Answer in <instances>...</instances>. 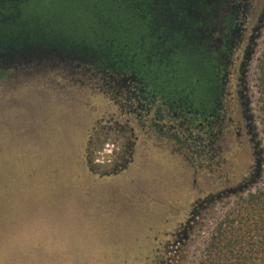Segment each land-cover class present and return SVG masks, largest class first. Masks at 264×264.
Here are the masks:
<instances>
[{
	"label": "rangeland",
	"instance_id": "374dc122",
	"mask_svg": "<svg viewBox=\"0 0 264 264\" xmlns=\"http://www.w3.org/2000/svg\"><path fill=\"white\" fill-rule=\"evenodd\" d=\"M15 30L0 26L4 36ZM41 64L6 69L0 79V264H157L195 202L234 187L251 170L250 148L232 135L228 118L213 163L189 160L124 112L127 93L113 83L110 102L87 62ZM262 70L264 27L245 77L247 114L262 151L251 191L264 183ZM227 108L240 122L236 99ZM233 201L222 195L199 214L190 242L171 246L170 254H184L171 264H200L203 240Z\"/></svg>",
	"mask_w": 264,
	"mask_h": 264
},
{
	"label": "flooded vegetation",
	"instance_id": "af4514ba",
	"mask_svg": "<svg viewBox=\"0 0 264 264\" xmlns=\"http://www.w3.org/2000/svg\"><path fill=\"white\" fill-rule=\"evenodd\" d=\"M38 1L0 0V26L18 29L9 36L0 33V53L43 47L87 62L111 96L117 93L113 84L126 91L124 112L184 149L189 160L213 163L228 118L232 135L238 142L243 136L253 156L251 170L234 187L247 186L236 194L251 190L248 183L260 174L262 153L247 114L245 77L264 27V0H68L45 14L37 5H23ZM235 99L241 115L236 124L226 116ZM211 196L195 202L157 264L182 255L170 254V248L190 242L195 219L214 206Z\"/></svg>",
	"mask_w": 264,
	"mask_h": 264
},
{
	"label": "trees",
	"instance_id": "16d2710c",
	"mask_svg": "<svg viewBox=\"0 0 264 264\" xmlns=\"http://www.w3.org/2000/svg\"><path fill=\"white\" fill-rule=\"evenodd\" d=\"M67 2L68 0H40L32 5L30 2L23 5L29 3L26 6L30 9L37 5L35 8L38 12L45 14L47 8L55 9L52 5ZM92 9L95 11V8H90L89 11L92 12ZM0 12H3L1 7ZM96 20H93L94 24ZM97 26H92L93 30ZM262 73L264 77V70ZM98 89L106 94L110 102H116L107 88L99 86ZM234 197L231 207L222 218L216 219L207 238L203 240L200 264H264V183L253 191L236 194Z\"/></svg>",
	"mask_w": 264,
	"mask_h": 264
},
{
	"label": "water",
	"instance_id": "95a60500",
	"mask_svg": "<svg viewBox=\"0 0 264 264\" xmlns=\"http://www.w3.org/2000/svg\"><path fill=\"white\" fill-rule=\"evenodd\" d=\"M10 52L12 53H4L0 56V70H4L6 73V69L9 68H18L21 66H26L31 63H34L35 66L40 67L41 63L44 61H56L62 60L66 61L68 58H64L57 50L47 49L43 47H26L22 49H11ZM250 55V51L247 53V57ZM70 59V58H69ZM262 153V151H261ZM257 174L254 176L256 179H259ZM256 181H249L248 185L251 186L252 184H256ZM247 185L229 188L224 192L218 193L216 195H212V199L210 202L214 200H219L221 196H230L235 195L237 192H241ZM210 197V198H211ZM186 239V238H185Z\"/></svg>",
	"mask_w": 264,
	"mask_h": 264
}]
</instances>
